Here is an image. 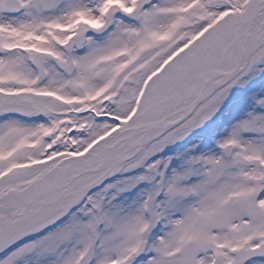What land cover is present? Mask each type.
Instances as JSON below:
<instances>
[{
    "label": "snow or ice",
    "instance_id": "snow-or-ice-1",
    "mask_svg": "<svg viewBox=\"0 0 264 264\" xmlns=\"http://www.w3.org/2000/svg\"><path fill=\"white\" fill-rule=\"evenodd\" d=\"M0 264H264V0H0Z\"/></svg>",
    "mask_w": 264,
    "mask_h": 264
}]
</instances>
